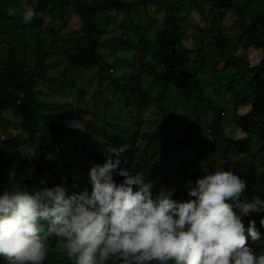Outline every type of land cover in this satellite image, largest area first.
Here are the masks:
<instances>
[{"label": "trees", "instance_id": "16d2710c", "mask_svg": "<svg viewBox=\"0 0 264 264\" xmlns=\"http://www.w3.org/2000/svg\"><path fill=\"white\" fill-rule=\"evenodd\" d=\"M29 1V8L34 10L35 16L31 23L25 24L22 22V13L26 9L20 5L21 0H0V33L5 30L10 34L7 37L10 42L8 54L0 55V124H6L2 113L11 111L10 120L15 123L13 126L22 132L18 133V136L6 134L4 138L0 137V180L10 172L17 160L15 154L20 156L18 145L29 143L44 152L34 161L35 171L29 178L31 182L39 185L43 179L45 185L49 184V188L61 185L69 194L85 188L91 191L88 181L80 182L72 175L62 179L65 178L61 176L62 173L59 177L49 178L47 173L53 167L58 170V165H64L71 171L75 164H79L78 167L83 170L80 173L84 176V172L89 173L94 163L104 162V152L109 145H126L127 151L121 158L127 159L129 165L135 161L136 166L141 167L146 182H153L152 192L155 194L161 182L164 184L160 172L169 171L176 159L193 160L187 158V149L193 138L205 136H209L217 151L224 155L227 160L225 169L232 170L245 180L242 169L238 164L234 165L229 156L238 154L246 157L251 154L253 142L264 144V55L258 64L251 65L250 60H244L245 58L235 54L234 50L264 49V0ZM150 4L163 8V20L144 13ZM206 4L209 5V11L204 7ZM9 9H13L16 14L9 15ZM109 9H114V14L108 13ZM195 10L206 17L204 26L188 20V14ZM231 11L237 15L241 31L228 35V31L221 27L213 29V22L221 20ZM133 12L138 14L136 19ZM72 13H76L82 21V26L78 28L81 32L79 42L64 46L61 52L54 53V37H51L46 46L42 37L38 36L34 41L36 46L29 55L31 59L24 55L27 46L18 34L32 38L34 32L43 29L46 14L55 15L63 22ZM118 15H122V22L119 23L124 32L112 38L104 37V24H110ZM190 30L191 36L188 34ZM48 32L55 35L52 29ZM104 50L114 56L111 61L107 60ZM53 56L56 57V63L65 62L68 69H94L100 83L109 80L110 84L118 88L119 93L114 94L112 98L105 96L106 104L115 107L114 100H123L132 110H128V118L131 121L136 119V111L156 106L161 123L156 129L140 136L138 126L141 124L133 125L132 129L137 130L130 134L117 124H106L104 131L102 130L104 134H99V128L87 132L79 127L67 125L61 118L57 121L50 120L44 112L45 102L37 96L38 90H41L38 89L39 86H62L72 83V88H80L78 82L73 81L75 77L64 78L61 75L56 78L50 75L49 67L53 63ZM148 57L152 59L142 65L137 64L139 60ZM221 62L225 64L226 69L228 66L234 67L233 80L238 78L240 83L235 89L231 87L230 79L220 78ZM121 63L131 68L129 75H119L117 71L118 75L109 73L110 68L120 67ZM145 75L163 82L158 93H152L145 87ZM120 76L124 81H120ZM198 97H202V101L213 112L211 123H208V116L206 126L205 115L202 114L198 118L200 113L194 106V100ZM167 101L169 102L165 107ZM235 104L250 106V109L242 114L233 109ZM234 112L237 114L235 123L244 135L242 137L227 134L223 124L226 115ZM97 119L95 117L93 121L95 127ZM174 126H179L182 134L176 135ZM64 140L73 150L60 148L59 144ZM101 140L103 144L99 146ZM50 143L57 144L53 155H47L45 152ZM142 152L147 157V161L142 163L143 166L141 161L137 160V156ZM241 159L243 158L238 160ZM215 162L206 164L200 170L201 173L204 175L205 172L214 170ZM113 179L116 183H121L124 178L114 173ZM7 187L12 186H0V193ZM24 187L30 192L33 189L29 184ZM187 193V185L179 183L174 198L194 199ZM250 219L256 221L257 228L261 231V240H249L248 244L259 254L260 250L264 249V228L259 224L260 215L253 213L244 217L245 226ZM50 245L44 264H63L65 260L57 262L55 259L57 252L63 251L61 244L55 238H50ZM0 264L6 262L0 260Z\"/></svg>", "mask_w": 264, "mask_h": 264}, {"label": "clouds", "instance_id": "9594fccd", "mask_svg": "<svg viewBox=\"0 0 264 264\" xmlns=\"http://www.w3.org/2000/svg\"><path fill=\"white\" fill-rule=\"evenodd\" d=\"M22 16L28 24L35 12L27 8ZM18 150L30 164L37 159L35 145L23 143ZM126 151V145L107 147L104 162L87 173L91 191L69 194L61 185L31 192L24 185L5 188L0 260L44 264L55 238L72 264H264V249L257 254L248 244L261 240V231L255 220L247 227L243 220L255 213L264 228V189L243 197L246 181L226 170L227 160L221 158L194 185L185 182L194 199H175V188L154 194L153 182L135 171V161L121 167L128 164L121 158ZM114 173L124 178L121 183Z\"/></svg>", "mask_w": 264, "mask_h": 264}, {"label": "rangeland", "instance_id": "374dc122", "mask_svg": "<svg viewBox=\"0 0 264 264\" xmlns=\"http://www.w3.org/2000/svg\"><path fill=\"white\" fill-rule=\"evenodd\" d=\"M35 1V0H34ZM174 2V0H172ZM29 0H21L20 5H22L23 9L29 8ZM205 9L209 11V5H204ZM108 13L114 14V9H109ZM144 13H147L148 15L155 16L158 20H163L165 17V13L162 7H158L156 5L150 4L147 8V10H144ZM208 14V13H207ZM189 19L192 20L194 23H199L200 25L204 26L206 24V17L199 14L198 11H192L189 14ZM138 14L136 12H133V17L136 19ZM122 15H118L117 18L112 20L110 24H104L105 30L102 31V34H104V37L112 38L117 34H122L124 32L123 27L120 25L119 22H122L121 20ZM45 24L43 26V29L41 31H36L33 33L32 38L31 37H22L18 34L20 39L25 42L27 49L26 53L24 55L31 59L29 56L32 54L33 49L35 48L36 44L34 43L35 40H37L38 36L42 37V39L45 41L44 44L47 46L48 43L51 41V37H54L53 40V52L58 53L63 50L64 46L68 45H74L80 40H78V37L80 35V31L78 28L82 26V21L79 18V16L76 13H72L69 17H66V20L61 22L57 16L46 14L44 16ZM186 20V21H188ZM142 22V21H141ZM239 21L237 20V15L234 12L227 13L226 16L222 17L221 20L215 21L212 24L213 29H218L219 27L223 28L225 31H228V35H233L236 33H239L241 30L238 26ZM101 26V25H100ZM188 26V25H187ZM188 28H190L188 26ZM50 29H52V32L54 31L55 35L50 32H48ZM125 29L126 26H125ZM188 34L191 36L192 31L190 30ZM10 34L7 33L5 30L0 33V55L6 56L8 54L9 48H10V42L7 41V37H9ZM17 36V37H18ZM189 36V37H190ZM64 42V43H63ZM191 42V41H190ZM194 45V44H193ZM107 53V60L111 61L113 58L108 50H104ZM234 53L241 56L242 58H245L244 60H250L251 65L258 64L264 55V49L259 48H249L247 50L244 49H236L234 50ZM123 54V52H121ZM196 55V53L194 54ZM54 57V56H53ZM114 57V56H113ZM56 57L52 58L51 61L53 62L52 65L49 67V73L50 75L58 78L61 75H63L64 78H73V81L75 83L78 82L79 87L72 88V83L62 85V86H56V85H48L43 84V86H39L38 89V97L41 99L42 102H45L46 106L44 108L45 114L48 116V118L52 121H57L58 119H64L66 124L72 127H79L80 129L87 131V132H93L97 130L98 128L101 129L99 131V134L103 133V129L106 124H117L120 127H124L123 129L127 134H130L131 132H135L137 129H132L133 125H138V130L140 131L139 135H143L145 132L152 131L157 128L158 124L161 123L160 115L157 113L158 107L156 106H148L145 109L138 110L135 112L136 119L131 121L128 116V110H131L130 106H127L124 104L123 100H114L115 107L108 106L107 100H105V96L112 98L114 94L119 93L118 88L114 85L110 84V81H103L100 83L99 78L96 77L95 70H83L82 68H66L65 62H59L56 63L57 60H55ZM152 58L148 57L146 59H142L141 61H138V65H142L143 63H146L147 61L151 60ZM220 71L219 75L220 78L224 79H230L231 80V87L233 89L236 88L237 84L239 83V79L234 78V67L228 66L226 69L225 64L223 62L219 65ZM112 70V71H111ZM116 71L119 73V75H129L131 68L121 63L120 67L116 68H110L109 73H112V75H118ZM116 73V74H115ZM121 78V79H120ZM120 81H124L123 77H119ZM145 81V87L151 91L152 93H158L163 86L162 81H157L154 78H151L147 75L144 76ZM227 83V82H226ZM110 84V85H109ZM232 89V91H233ZM232 94V93H231ZM202 97H198L197 100H194V106L197 109L198 118H200L203 114L205 115V126H206V120L212 118L213 112L212 110L207 107L205 102L202 101ZM84 101V102H83ZM169 101H167L164 106L166 107ZM233 109H235L239 113H246L250 106H245L243 104H235L233 105ZM4 115V123L5 125L0 124V137L4 138L6 134H12L18 136V133H22L20 129H17L15 126L14 121L10 120V116L12 115L11 111H5L2 113ZM237 115L235 112L231 114H227L226 118L223 122L224 126L226 127L225 130L227 134H229L232 137H242L244 135L241 134L240 128L237 127L235 123V118ZM95 117H97L96 121V127L95 125ZM9 120V121H8ZM211 123V119L208 121V123ZM3 129V130H1ZM6 129V130H5ZM103 130V131H102ZM174 130L176 135L182 134V129L179 128V126L175 127ZM101 136V135H100ZM99 136V137H100ZM18 138V137H17ZM104 140V139H103ZM103 140L99 141V146L103 144ZM82 144V142L80 141ZM85 144V142H84ZM142 148L144 147L143 143L141 144ZM61 149L65 150H73L69 148V144L64 140L59 144ZM57 144L50 143L46 149L51 152V155H53V151L56 149ZM79 148V147H78ZM161 148V147H159ZM188 154L187 158H192L193 160L188 161H182L181 159H176L172 166H170L169 171H161L160 172V178L163 179V182H161V185L159 186L158 191L161 188H178V184L182 183L184 185H187L185 182L188 180H191L193 182V185L195 184V181L198 178H202L203 174L201 173V169L206 166V164H213L216 160H219L221 158H224V155L219 153L215 147V144H213V140L210 139L209 136H205L204 138L195 139L193 138V141H191V145L187 149ZM15 153V152H14ZM43 149H39L37 157L43 154ZM17 160L14 162L13 166L10 168V172L7 175H4L0 180V186L9 185H31L32 188H41V187H48L49 184H39L37 185L35 182L30 181V177L34 174L35 171V165L34 159L32 163H28L27 161L23 160L21 156H18ZM185 155V154H184ZM14 156V158L16 159ZM240 156L238 154L229 156L230 160L234 162V165L240 166L242 169L244 175H245V181H246V188L243 192V197L250 198L253 195H259L260 193L257 191V189H264V144L260 142H253L251 144V154L246 156ZM146 155L144 152L139 154L137 156V160L140 162L143 166L144 160L147 161ZM239 158H243L241 160H238ZM54 163V161L52 160ZM79 163V162H78ZM79 164H75V167L73 170L69 171L64 167V165H58L56 167L51 168L47 176L49 178L51 177H59L60 173L61 176L65 177L67 175H72L79 179L80 182H87L89 181V176L87 173L84 172V176L80 173L83 171L81 168L78 167ZM129 164H125L124 167H128ZM34 169V171L32 170ZM62 170V171H61ZM136 172H142L141 167L139 165L135 168ZM143 173V172H142ZM63 181H61V184H63ZM88 186L91 188L90 183L88 182ZM188 187V186H187ZM264 198V197H262ZM247 227V226H246ZM58 254H56L55 259L57 262H62L65 260V263L69 262L68 258L66 257L64 251H58Z\"/></svg>", "mask_w": 264, "mask_h": 264}]
</instances>
